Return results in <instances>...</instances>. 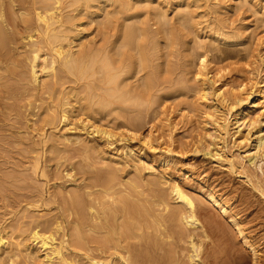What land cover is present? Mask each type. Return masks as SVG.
<instances>
[{
  "label": "rangeland",
  "instance_id": "obj_1",
  "mask_svg": "<svg viewBox=\"0 0 264 264\" xmlns=\"http://www.w3.org/2000/svg\"><path fill=\"white\" fill-rule=\"evenodd\" d=\"M5 2L9 4L10 1ZM36 2L14 0L10 4L17 23L22 24L24 18L33 19ZM58 8L63 29L68 31L72 55L82 58L79 72L77 69L67 72L59 61L55 75L41 77L39 83L33 85L27 75V62H23L27 76L21 77L24 79L19 82L21 85L11 72L14 64L4 65L5 70L11 72L6 79L8 84L11 82L12 90L7 87V91L14 95L3 99L6 106L0 103V237L8 243L7 249L0 250V264H48L44 252L37 250L31 237L32 232L42 233L50 224L56 243L67 241L62 256L73 264H88L89 259L94 258L102 264H120L117 255H124L120 247L131 243L135 246L131 252L139 255V260L152 256L162 258L164 264H252L245 242L257 246L260 254L256 264H264V161L253 166L245 158V151L252 149L257 135H264V108L260 107L264 105V0H97L82 6L74 4V0H60ZM128 29L132 33L124 40ZM23 45L20 41L14 47L12 61H24L28 56L24 54L26 47ZM141 55L146 59L145 65H141ZM201 57L207 61V78L215 82V89L244 84L248 91L260 94L254 100L260 104L250 113L251 121L257 120V123L247 124L241 132L243 137L249 136V142L238 143L227 136L221 148L207 138V110L198 101L199 84L194 77ZM106 73L114 75L110 80L112 84L109 82L112 87L102 80ZM146 79H150V89L144 86ZM101 101L105 104L103 113L97 112L96 107L102 106ZM64 111L67 120L61 123L58 119ZM48 117H53L54 122L45 125L43 121ZM139 121L143 125L141 136H145L151 126L157 138L154 145L157 149L148 151L134 144L136 155L132 159L122 155L123 142L119 140L123 134L127 135L124 124L132 126ZM91 126L113 131L116 134L114 144L108 145L100 136L91 135ZM209 142L212 144L210 152L218 149L223 157L235 160V169L230 170L224 162L204 155ZM201 148L205 152L197 153V149L204 151ZM165 149H170V153ZM107 167H115L118 171L122 183L119 194L128 196L135 204L131 208L133 212L138 204L147 206L145 210L149 215L145 212L142 216L149 229L144 231L140 227L137 236L145 233L148 248L146 244L145 248H138V239L125 240L120 234L114 238L105 231L104 234L103 231L87 233V239L94 243L99 241V247L92 243L87 245V239L81 240V246L75 245L71 237V228L75 226L72 218L75 217L65 208L66 196L69 198L68 192L73 189L84 191L85 173H100ZM151 180L156 186L150 185L147 191L146 185ZM173 183L180 185L195 207L204 209L195 213L199 225L186 227L189 232L186 234H191L197 249L198 259L194 258L197 261L190 260L189 236L169 239L163 227L155 226L154 221L166 216L170 209L164 210L150 199L156 191V194L169 197L166 200L170 206L181 208L170 194ZM133 184L143 189L144 197L143 194L140 198L137 195L129 197L127 193ZM59 191L67 195L60 196ZM207 193L226 202L225 216L212 208L206 199ZM147 198L148 205L145 204ZM140 199L145 201L140 203ZM36 202L39 205H35ZM37 205L39 209L34 208ZM85 210L81 212L89 224L94 225L95 219L92 217L91 221ZM118 216L115 220L109 219L108 224H120L124 217H120L123 214ZM142 216L135 220L143 222ZM228 217L235 218L244 235L234 232ZM207 218L222 222L223 237L208 231L205 236L202 234L206 229L200 224H205ZM56 224H62L60 227L64 229L56 233ZM63 234L66 237L63 238ZM49 264L60 263L54 259Z\"/></svg>",
  "mask_w": 264,
  "mask_h": 264
},
{
  "label": "bare ground",
  "instance_id": "obj_2",
  "mask_svg": "<svg viewBox=\"0 0 264 264\" xmlns=\"http://www.w3.org/2000/svg\"><path fill=\"white\" fill-rule=\"evenodd\" d=\"M9 1H10L9 4H6L5 0H0V103L2 104V106H6L4 104L3 99H9L12 97V95H14V92L9 93L7 91V87L10 90H12L11 85H9V84H11V82L8 84V81L6 79L8 72L10 73V76H11V72L13 71L12 74L15 73V75L18 77V79L16 80L18 82L17 84H21L19 82H22L24 80L23 76H25L27 74V73L24 74L27 71L24 72L23 69L26 70L28 68L27 69L28 70L27 75H29V79H30L29 82H31V84H33V85H36L39 83V80L41 77H45V76L50 75V74L55 75L54 74L55 68H56V66H58L59 61H60L59 64H61V66L65 70H67V72H69V73H71V72L73 73L76 69L79 72V69H78V68H80L79 64H81V61H82V58L78 59L79 57L78 58L76 56H74L76 58L73 57V55H72L73 49L71 47H69V45H71V43L67 39V32L68 31L67 32L65 31V27L63 29V20H62L63 18H62V14L60 13V9L58 8L60 0H37L36 3L38 6L35 9H37L38 11L33 9L35 11V13H33L34 14V17H32L33 19H29V18L23 19L22 18L23 19L22 24L17 23V21L13 17L14 16L13 15L14 10L12 9V6L10 4H12L14 2V0H9ZM92 1H97V0H74V4L80 3L82 6V5H87V3L92 2ZM118 2L120 3V1H118ZM123 4H124V2H123ZM119 6L122 7V5H120V4H119ZM127 7H125V8H127ZM33 10H32V12H33ZM27 16H28V14H27ZM163 16H165V15H163ZM20 17H21V15H20ZM55 25H57V27L59 26V28H61V30L60 31L57 30L58 28H56ZM137 30L139 31V29H137ZM131 31H132L131 29L127 30V32L124 34L125 35L124 40L129 38L130 33H132ZM142 31H144V30H142ZM143 34H144V32H143ZM20 41H23V44H24L23 46L26 47L24 50L26 53H24V52H22V53H24L25 55L28 54V56L25 57V59H23L24 61H21L20 59L19 60L16 59L15 61H12L11 60V56L13 54L12 50L14 51V49H15L14 47ZM127 41H129V39ZM63 42L65 44H63ZM23 46H21V47H23ZM81 57H83V56H81ZM90 57L93 58V56L87 55V58H90ZM204 57H201L198 60L199 61L198 62V68L196 69L194 77H195L196 82H198V84H199L198 92H197L198 101H200V105H202L207 110V112H205L206 116H208L207 120H209V121L206 120L207 125L209 126V129H208L209 134H208L207 138H209L210 142L215 141V145H217V146L221 145V148L225 146V138L227 136H229L230 138H235L234 140H238V143L249 142L250 141L249 136L243 137L241 132H242V129L245 128V126L247 124L250 126V125H254L255 123H257V120L251 121L252 119L250 118L251 117L250 113L252 112V110L254 108H257L258 105L260 104V103H257V100L254 101L255 98L260 96V94L258 93V91L256 92L255 90L254 91H252V90L248 91L247 87L244 84H241V85L236 86V87H231L229 89H221V88L215 89L214 88L215 82L209 81V79L207 78V76H208V74L206 72L207 71L206 70L207 69V61ZM17 58H19V57L17 56ZM86 60L89 61L90 59L89 60L86 59ZM87 61H86V63H87ZM90 61H93V60H90ZM8 62L14 64V69L11 70V72L10 71L7 72L5 70L4 65ZM23 62L24 63L27 62V65H28L27 68H25L24 64H22ZM145 62H146L145 57H143L141 55V65H145ZM91 63H93V62H91ZM104 63H105V61H104ZM1 66H4V68ZM83 66L85 67V65H83ZM84 67H83V69H84ZM84 71H82V72H84ZM109 72L111 73V71H109ZM104 73H105V71H104ZM15 75L13 74V76H15ZM21 77H23V78H21ZM113 77H114V75L106 73V74H104L102 80L104 83L105 82L109 83ZM4 81H6L7 83ZM144 86L149 88L150 79H146ZM111 87H112V85H111ZM13 88H16V87H13ZM223 91H225V93ZM121 92H123V91L121 90ZM108 93H110V92H108ZM118 98H121V97L118 96ZM137 100H136V102H137ZM106 101H107V99H106ZM101 103H102V101H101ZM108 103H110V102L108 101ZM103 104L104 103H102V106L99 105V107L96 106L97 112L99 111L101 113L102 111L105 110V109L103 110V108H105V104L104 105ZM109 105H111V103ZM107 107H108V105H107ZM260 107L263 110L264 105H262ZM106 109H108V108H106ZM145 111H146V109H145ZM64 112L61 113V116L58 119L59 122H61V123L65 122L67 120V114H66V112L65 113ZM106 116H107V114H106ZM53 117H51V118L48 117V120L43 121L44 124L46 125V123L48 124V122L51 124V122L53 121ZM129 121H130V119H129ZM131 122H134V121H131ZM128 124L129 123L124 124V126L126 128L127 135L122 133L123 135L121 134L122 135L121 137H123V138H121L119 140L120 142H123V147H122L123 154L122 155H125L129 158L134 159L135 155H136V150L134 149V144H138L139 147L141 146L144 149L146 148V149H148V151H154L157 149V147L154 146L155 142H157V138H155L154 132L151 130L152 129L151 126H150L149 130L147 131V134L145 136H141V131L143 128L141 121H139V123H137V125L134 123V125L131 126V123H130V125L127 126ZM125 128H123V129H125ZM90 134L91 135L96 134L97 136H100L101 138L104 139V141H106L108 143V145L114 144L115 139H116V137H115L116 134H114L113 131H110V130L107 131L105 129H101L100 127L91 126ZM210 142H209V146H207V150H206V153H204V155H207L211 158H214L215 160L224 162L230 170L235 169V167H236L235 160L227 159V158L223 157L222 155L219 154L220 151L218 149L214 153L210 152L209 147H210V145H212ZM43 143L45 144V141ZM90 149H93V147ZM201 149H204V148H201ZM197 150H196L197 153L205 152V149H204V151H202V150L197 151ZM165 151L168 154L170 153V149H167V150L165 149ZM245 158H247L249 165H253V166H256L257 162H260V161L263 162L264 161V135H262L261 133L259 135H257L255 142H254V145L252 146V149L245 151ZM124 160H127V158ZM117 163L120 164V162H117ZM124 163H122V165ZM86 166L84 165L85 168H86ZM84 167L83 168L81 167V169H84ZM114 168L115 167H113V168L107 167V168H105V170L102 169L103 171L100 173L95 171V170H94L95 172H90V170H87V172H90V173H85V177L83 175V178H85V179H83V181H84L83 182L84 183L83 190L84 191L80 190L78 192V191H76V189H73L72 191L68 192L69 198L66 196L67 192H66V195L65 194L62 195L61 191H59L61 194L58 193L60 196H64V195L66 196L65 204L67 203L66 204L67 206L65 205V208L67 210L69 209L68 213L71 212L73 214L72 217L73 216L75 217V218H72L74 220L73 222L75 223V226L73 224L74 227H72V228L70 227V228L72 229L71 230V232H72L71 237L74 238V240L76 241V242L74 241L76 246L82 245V244L80 245V242H81V240L83 241V240L87 239V236H88L87 233L98 234V233H101L102 231H103V234H104V231L106 234H109V235L113 234L114 238L117 237L116 234H120V235H123V239L125 238V240L126 239H133V240L138 239L137 240V241H139L138 242L139 243L138 248H140V249L142 246L145 248V246L147 245L146 239H145L146 238L145 233L140 234V235L138 234V236H137V231L140 230V227L144 231H147V229H149V225H147V223L144 222L145 217L142 216V215H144L145 212H147L145 215H147V214L149 215V212L147 210H145V208H147V206L143 205V204L142 205L138 204V205L134 206L136 208L134 210V212L132 211L131 208L135 204H133V202L128 199L127 195H126L127 197H125L124 195L120 196L119 193L121 192V186H122V183L120 182L121 178L119 177V175L117 173L118 171H116ZM38 169H40V168H38ZM80 171H82V170H80ZM84 171H86V170L84 169ZM91 171H93V170H91ZM43 175L44 174L42 172L41 176H43ZM70 175L67 174V176L71 177ZM152 180L154 181V179H152ZM152 180L148 181V184L146 183L147 184L146 185L147 191H150L149 190L150 185H151V187H154V185H155L152 182ZM155 181H156V179H155ZM124 185L125 184H123V186ZM139 188L140 187L137 184L136 185L133 184L132 190L130 192L128 191L129 193H127L129 195V197L133 196V195H135V196L137 195L136 197L139 196V198H140V196H142L144 191H142L143 189L140 190ZM137 189H138V191H137ZM139 190H140V192H139ZM151 190L153 191L154 188H152ZM141 191L143 193H141ZM145 191H146V189H145ZM80 192H82V193H80ZM156 192H155V195H153V197L151 196L150 199L153 198L154 203H156L159 207L162 206L164 210L166 208H168V209L170 208V209H169L168 214L166 216L160 217L159 219H156L155 221L153 220L156 224L155 226H157L159 228L163 227V229H164V231H166V235L168 236L169 239H176V238L181 239V237H183L185 239L186 236H189L187 239L189 242L188 241L187 242L189 243V247H190V250L192 252V254L190 256V260L194 261V260L198 259V257H197L198 255L196 253L197 249L195 248V243L193 242L192 237L190 236L191 234L190 235L186 234V232H188L186 227L187 226L188 227L189 226L190 227L191 226H198L199 223L197 222V220L195 218L196 217L195 213L198 210L202 212V210H204V209H202L200 207L198 208V206L195 207L194 203L191 201V199L188 197V195H186V193H184V190L177 183L172 184L170 194H171V196H173L174 200L177 201V203L181 204V208L176 207V206L175 207L170 206L171 204H169V202L166 200L169 197L167 198L165 195H164L165 196L164 197L160 191L159 192L161 193V195L156 194ZM145 193H147V192H145ZM148 194H149V192H148ZM153 194H154V191H153ZM144 195L145 194H143V197H144ZM167 196H168V194H167ZM147 197H149V196H147ZM63 198L64 197H62V199ZM67 198L69 199L68 201H67ZM206 199L208 200V202L210 203L212 208L218 210L224 216L227 214L228 207H227L226 202H224V200L215 196V194H213V193H207ZM147 200H146L147 203H145V204L148 205L149 204L148 203L149 198H147ZM32 201L34 202L35 200H32ZM39 201L42 202L43 199H40ZM140 201H139L140 203H143V201H145V200L140 199ZM29 203L31 204L32 202L30 201ZM29 203H27V205ZM36 204H38V202H36L35 205ZM150 204H151V202H150ZM38 205L34 206V208L38 207V209H39L40 206H38ZM97 205L102 206V208L100 207L101 209H99L97 207ZM106 206H108V209L106 208ZM84 208L87 209V213L91 216L90 220L92 221L95 219L96 223L93 221L95 223L94 225L91 224V222H90V224H91L90 225L86 216H84L83 213L81 212V209L83 211L85 210ZM84 212H86V210ZM119 214H123V216H120V217H122V218L124 217L122 219L121 223L120 224L117 223L118 220H116V222L115 221L114 222L117 223V225L116 224L111 225V223L109 225L108 224L110 221L109 219L114 218L113 220H115V219H117V216ZM89 215H88V217L90 218ZM70 216H71V214H70ZM125 216L127 217L126 220H125ZM138 216H142V218H144L143 222H139L137 219L135 220V217H138ZM92 217L94 219H92ZM118 218H119V216H118ZM228 219H227L228 224L232 225V227L234 228V232L236 234H238L239 236H242V234H243L242 228H240V225L234 220L235 218L233 219V217H228ZM206 220H208V221L204 222L205 224H203V225L200 224V227L202 229H206V230L202 231V234L204 236H205V233L207 231L209 234L210 233L215 234V236L224 235L223 233L225 231V227L221 221L217 222V220H214V219L210 220V218H207ZM151 223H153V222H151ZM37 224H36V227H37ZM47 225H48V222H47ZM50 225H49V228L46 226L42 233H39L37 231L32 232L33 233L32 237H31L32 241L36 242L34 245L38 246L37 250L40 249L41 251L44 252V258H45L46 262H48V264L51 263V261H53L54 259H57L60 264H73V263L69 262L68 260H66L67 258L65 259L64 258L65 256L64 257L62 256V252H63L62 250L65 249V245L67 247V243H66L67 241L63 239L59 243H56L54 235L52 234L53 231H52V233L50 231V229H51L50 227H52V225L51 226ZM60 225H62V224H56L55 225L56 233H58L57 231H60L61 228L64 229L63 227H60ZM225 225H226V223H225ZM40 226H42V225H40ZM84 228L87 230H84ZM37 229H39V228H37ZM57 235H56V237H57ZM64 237H66V234H63V238ZM149 237L147 236V238H149ZM120 239H122V238H120ZM105 240L106 239H104V242H105ZM200 240H202V239H200ZM121 241H124V240H121ZM94 242L95 241H91L90 239H87V245L92 243V244L97 245L98 247L100 246L98 243L99 241H96L97 243H94ZM113 243H114V241H113ZM127 243L128 242H126V244ZM84 244H85V242H84ZM109 244H111V243L109 242ZM144 244H146V245H144ZM69 245H70V243H69ZM7 246H8V243L3 238L0 237V250L7 249ZM104 247H105V245H104ZM118 247L116 246V249ZM151 247H152V245H151ZM256 247L254 244H252L250 242H245V248L250 253V255L252 257V264H256L257 256L259 253ZM120 248L121 249H119V250H123L124 255H126V256L121 255V254L117 255L120 264H145V263H147V264H164V261H165V260L163 261L162 258L160 259V257L156 258V257H152V256H151V258H150V256H146V258L144 260H143V258H142V260L141 259L139 260V255H138V257L134 256V254L131 252V250H133L135 248V246H133V243L128 244L126 247H120ZM147 248H148V245H147ZM117 250H115V251H117ZM220 251H221V249H220ZM139 252H141V251L139 250ZM147 253H148V251H147ZM174 254H175V252H174ZM212 256H213V253H212ZM194 258H196V259H194ZM94 259H96V258H94ZM94 259H91V260L89 259L88 264H102L98 260H94ZM86 260H87V258H86ZM171 262H172V260H171ZM191 263H192V261H191ZM107 264H110V263L108 262Z\"/></svg>",
  "mask_w": 264,
  "mask_h": 264
}]
</instances>
